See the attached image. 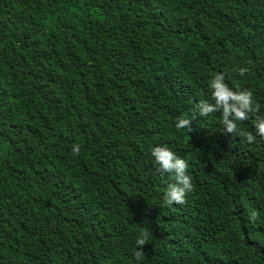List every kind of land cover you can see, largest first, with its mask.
Masks as SVG:
<instances>
[{
  "label": "trees",
  "instance_id": "16d2710c",
  "mask_svg": "<svg viewBox=\"0 0 264 264\" xmlns=\"http://www.w3.org/2000/svg\"><path fill=\"white\" fill-rule=\"evenodd\" d=\"M215 72L252 93L254 132L264 0H0V264H133L145 233L139 264H264V139L218 112L174 127ZM160 143L187 161L183 204Z\"/></svg>",
  "mask_w": 264,
  "mask_h": 264
},
{
  "label": "clouds",
  "instance_id": "9594fccd",
  "mask_svg": "<svg viewBox=\"0 0 264 264\" xmlns=\"http://www.w3.org/2000/svg\"><path fill=\"white\" fill-rule=\"evenodd\" d=\"M236 71L243 75L247 68L239 66ZM207 88L210 99H201L195 103L190 117L183 114L177 115L174 121L176 129L189 130L191 121L197 115L206 117L211 113L218 112L223 132L236 133L238 136H243L249 143L254 142L257 137L264 139V116H258L254 120V132L238 129V123L248 119L249 113L254 110L252 93L248 89L230 86L226 83L223 72L213 73L207 80ZM79 148L80 146L74 143L71 147L72 154H77ZM150 155L158 173L170 174L173 177L174 182L169 183L163 193V203L165 205L183 204L186 195L194 187L192 177L187 171V161L164 143L152 145ZM146 241H148L146 233L135 239V250L132 252L133 264H139L143 260L145 256L143 245Z\"/></svg>",
  "mask_w": 264,
  "mask_h": 264
}]
</instances>
